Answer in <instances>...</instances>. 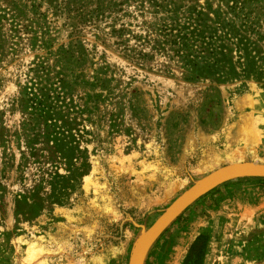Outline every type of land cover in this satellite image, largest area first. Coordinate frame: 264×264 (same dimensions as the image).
Masks as SVG:
<instances>
[{
  "label": "rangeland",
  "instance_id": "rangeland-1",
  "mask_svg": "<svg viewBox=\"0 0 264 264\" xmlns=\"http://www.w3.org/2000/svg\"><path fill=\"white\" fill-rule=\"evenodd\" d=\"M242 162L264 164V0H0V264H129ZM204 246L264 264V177L196 198L141 262Z\"/></svg>",
  "mask_w": 264,
  "mask_h": 264
},
{
  "label": "water",
  "instance_id": "water-1",
  "mask_svg": "<svg viewBox=\"0 0 264 264\" xmlns=\"http://www.w3.org/2000/svg\"><path fill=\"white\" fill-rule=\"evenodd\" d=\"M245 173H250L260 177H264V164L248 163L242 162L234 165H229L220 171L214 173L205 181L200 182L190 189H188L184 194H182L175 202H173L162 215L154 222L151 226L150 231L153 228H165L170 224L182 211H184L192 201H194L199 196L206 193L208 190L214 186L231 179L236 175H241ZM149 233V232H148ZM148 233L142 238V247L135 252L129 261V264H137L140 253L146 248V238Z\"/></svg>",
  "mask_w": 264,
  "mask_h": 264
},
{
  "label": "bare ground",
  "instance_id": "bare-ground-1",
  "mask_svg": "<svg viewBox=\"0 0 264 264\" xmlns=\"http://www.w3.org/2000/svg\"><path fill=\"white\" fill-rule=\"evenodd\" d=\"M162 229L161 228H153L151 231H149L148 236L146 238L147 239L146 240V248H148V246L152 243V241L156 238V236L160 233V231ZM146 248L140 253L137 264H142L141 260L143 258V255L145 254V251L147 250Z\"/></svg>",
  "mask_w": 264,
  "mask_h": 264
},
{
  "label": "trees",
  "instance_id": "trees-1",
  "mask_svg": "<svg viewBox=\"0 0 264 264\" xmlns=\"http://www.w3.org/2000/svg\"><path fill=\"white\" fill-rule=\"evenodd\" d=\"M204 253H205V246L203 247L202 251L199 254V259L197 261V264H202Z\"/></svg>",
  "mask_w": 264,
  "mask_h": 264
},
{
  "label": "crops",
  "instance_id": "crops-1",
  "mask_svg": "<svg viewBox=\"0 0 264 264\" xmlns=\"http://www.w3.org/2000/svg\"><path fill=\"white\" fill-rule=\"evenodd\" d=\"M211 240H212L211 244H213V242H214V239H213V238H211ZM169 264H170V263H169ZM205 264H208V263H207V257H206V262H205Z\"/></svg>",
  "mask_w": 264,
  "mask_h": 264
}]
</instances>
